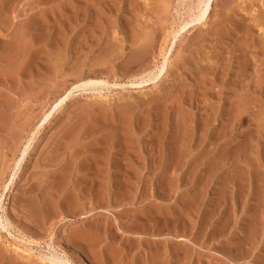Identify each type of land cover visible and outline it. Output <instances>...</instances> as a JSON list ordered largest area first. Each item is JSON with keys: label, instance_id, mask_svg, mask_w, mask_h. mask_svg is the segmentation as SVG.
Returning <instances> with one entry per match:
<instances>
[{"label": "rangeland", "instance_id": "374dc122", "mask_svg": "<svg viewBox=\"0 0 264 264\" xmlns=\"http://www.w3.org/2000/svg\"><path fill=\"white\" fill-rule=\"evenodd\" d=\"M198 1L173 0L164 12L162 0H0V232L11 243L24 234L46 260L67 259L60 238L91 228V248L78 247L94 264H264V0H216L206 24L175 38ZM88 74L112 86L75 90L39 129ZM154 84L165 94L135 93ZM245 100L248 113L238 109ZM55 200L58 214L41 223L38 211ZM13 261L43 264L0 240V264Z\"/></svg>", "mask_w": 264, "mask_h": 264}, {"label": "bare ground", "instance_id": "6f19581e", "mask_svg": "<svg viewBox=\"0 0 264 264\" xmlns=\"http://www.w3.org/2000/svg\"><path fill=\"white\" fill-rule=\"evenodd\" d=\"M165 1V2H164ZM171 0H162V4H160L161 3V1H160V7H161V5H162V9L164 10V9H166L167 10V5H168V3L169 4H172L173 2V0L170 2ZM200 1V0H199ZM198 1V2H199ZM215 1L216 0H202V1H200L199 2V4H197L198 6H197V9H198V11L196 12V14H195V16L193 17V18H191L190 20H188V21H185V22H183V24L182 25H180V27H179V30H177L176 31V33H175V31H173L174 33H175V35L173 34V36H175V38L178 36V34H180V33H182V32H184L185 30H187L189 27H191V26H193V28L194 27H196V26H199L200 24H203V22L204 21H206L205 22V24L208 22V19H209V15H211V12H212V10H213V6H214V3H215ZM227 2H228V0H227ZM229 3V2H228ZM231 4V3H230ZM224 5V4H223ZM225 5H226V7H227V3H225ZM238 5V4H237ZM252 5V4H251ZM236 6V5H235ZM254 6V5H253ZM253 6H251V9L253 8ZM170 7H171V5H170ZM229 7V6H228ZM237 7V6H236ZM239 7H240V5H239ZM259 7V6H258ZM225 7H223V10H225L224 9ZM233 8H235V7H233ZM262 8V7H261ZM241 9H243V8H241ZM246 8H244V10H245ZM256 9V8H255ZM166 10H164V12L166 11ZM230 11H231V9H229ZM232 10H234V9H232ZM237 10V9H236ZM247 10H250V9H248L247 8ZM246 10V11H247ZM253 10V9H252ZM261 10V9H260ZM242 11V10H241ZM256 11H258V10H256ZM255 11V12H256ZM262 11V10H261ZM235 12V11H234ZM255 12H253V13H255ZM233 13V12H232ZM260 13V12H259ZM259 13H257L256 15L257 16H259L258 14ZM262 14V13H261ZM260 14V15H261ZM253 15V14H252ZM230 16V15H229ZM236 17V16H235ZM254 17H256V16H253V18ZM261 17V16H260ZM230 18H232V17H230ZM252 18V19H253ZM234 19V18H233ZM243 20V19H242ZM257 20V19H256ZM235 21H236V19H235ZM234 21V22H235ZM247 21V20H246ZM253 22H251V24H253L254 22H255V20H252ZM259 21V20H258ZM231 22V21H230ZM259 22H261V21H259ZM258 22V23H259ZM260 25H262L261 23H259ZM259 24L257 25V26H259ZM249 25V24H248ZM255 25V24H254ZM202 26H204V25H202ZM241 26V25H240ZM250 26H252V25H250ZM257 26H256V28H257ZM243 27V26H242ZM242 27H241V29H242ZM246 27V26H245ZM248 27V26H247ZM255 27V26H254ZM254 27H249V32H252V35H254ZM202 28V27H201ZM258 29H259V27H258ZM263 29V28H262ZM65 30V29H64ZM143 31V30H142ZM141 31V32H142ZM220 31V30H219ZM246 31H248V30H246ZM66 32V31H65ZM64 32V33H65ZM244 32V31H243ZM69 33H70V31H69ZM71 33H72V31H71ZM199 33V32H198ZM248 33V32H247ZM61 34V33H60ZM136 34V33H135ZM140 34V33H139ZM139 34L137 35V36H139ZM142 34H144V31H143V33ZM149 34V33H148ZM150 34H152V33H150ZM56 35V34H55ZM246 35H248V34H246ZM141 36V35H140ZM144 36V35H143ZM148 36V35H147ZM150 36V35H149ZM154 36V35H153ZM153 36H152V38H153ZM260 36V35H259ZM258 36V37H259ZM199 37V36H198ZM204 36H202V38H203ZM249 37V36H248ZM257 37V38H258ZM140 38H142V36L140 37ZM144 38V37H143ZM155 38V37H154ZM154 38H153V40H154ZM149 39H151L150 37H149ZM197 39V38H196ZM132 40V39H131ZM137 41H138V39H136ZM146 40V39H145ZM134 41V40H133ZM136 41V42H137ZM148 41V40H147ZM198 41V40H197ZM197 41H195V42H197ZM200 41V40H199ZM198 41V42H199ZM203 41V40H202ZM262 41V40H261ZM150 42H152V41H150ZM194 42V43H195ZM259 42L260 41H258V44H259ZM262 42H264V41H262ZM149 43V42H148ZM65 44H67V43H65ZM152 44V43H151ZM196 44V43H195ZM140 45V44H139ZM141 45H143L144 46V44L143 43H141ZM133 46V45H132ZM136 46V45H135ZM150 46V45H149ZM259 46V45H258ZM258 48V47H257ZM263 48V47H262ZM142 49V48H141ZM140 49V50H141ZM147 49V48H146ZM264 49V48H263ZM148 50H150V49H148ZM258 50V49H257ZM261 50V49H260ZM147 51V50H146ZM263 51V50H262ZM115 52V51H114ZM114 52H113V54H114ZM145 52V51H144ZM146 53V52H145ZM112 54V55H113ZM258 54V53H257ZM263 55V54H262ZM261 55V56H262ZM258 56H260V55H258ZM264 56V55H263ZM106 59V58H105ZM200 59V58H199ZM107 61H108V59H106ZM206 60V59H205ZM106 61V62H107ZM200 61V60H199ZM203 61V60H202ZM264 61V60H263ZM262 61V62H263ZM105 62V63H106ZM261 62V61H260ZM57 63V62H56ZM59 63H57L56 65H58ZM168 64H169V61H168V59H167V57H166V59H165V61H164V63H163V65H162V67H160L159 69H158V71L154 74V76H153V79H151V81L150 82H152V81H156L157 79H159L163 74H164V72L166 71V69H167V66H168ZM227 64H230V63H227ZM260 64V63H259ZM263 66V65H262ZM227 68H228V66H226ZM54 68V67H53ZM204 68V67H203ZM225 68V67H224ZM258 68V67H257ZM261 68V67H260ZM55 69V68H54ZM213 69V68H212ZM220 69V68H219ZM206 71H207V69H205ZM209 70V69H208ZM215 70V69H214ZM214 70H212L213 72H214ZM257 70H259V69H257ZM224 71V70H223ZM226 71V70H225ZM224 71V72H225ZM222 72V71H221ZM261 72V71H260ZM201 73V72H200ZM206 73V72H205ZM92 74V73H91ZM91 74H88V77H87V75H86V79H84V80H79L75 85H73V86H71L70 88H68V90L62 95V96H60L59 98H57L54 102H53V104L52 105H50V107L48 108V110H46L45 111V113H44V115H43V117H42V125H40V127H39V129H42V128H44L45 126V124L47 125V124H50L49 126H51L52 125V120L53 119H55V118H57L62 112H63V106L65 105V103L67 102V100L70 98V96L73 94V92L75 91V90H78V89H81V88H85V87H88V86H90V85H96V86H98L99 84H102V85H104V86H106V87H108V89H109V87H111L112 85H111V83L109 82V81H106V80H98V78L97 79H93V77L92 78H90L89 77V75L91 76ZM204 74V73H203ZM209 74V73H208ZM220 74V73H219ZM225 74V73H224ZM242 74V73H241ZM72 75V74H71ZM207 75V74H206ZM243 75V74H242ZM245 75V74H244ZM258 75H259V73H258ZM69 76V75H68ZM213 76V75H212ZM226 76V75H225ZM241 76V75H240ZM247 76V75H246ZM80 77H82L81 75H80ZM94 77H97V76H94ZM99 77V76H98ZM206 77V76H205ZM220 77V76H219ZM218 77V78H219ZM245 77V76H244ZM255 77V76H254ZM253 77V78H254ZM199 78V77H198ZM198 78H197V80H198ZM203 78V77H202ZM202 78H201V81H202ZM217 78V77H216ZM221 78H223V77H221ZM241 78V80H242V77H240ZM78 79H80L79 77H78ZM220 79V78H219ZM251 79H252V77H251ZM217 80V79H216ZM223 80V79H222ZM237 80V79H236ZM246 81H247V79H245ZM218 81V80H217ZM228 81H230V79L228 80ZM227 81V82H228ZM260 81V80H259ZM258 81V82H259ZM203 82V81H202ZM205 82V81H204ZM215 82V81H214ZM214 82H213V84H214ZM219 82V81H218ZM237 82V81H236ZM243 82V81H242ZM206 83H209V82H206ZM205 83V84H206ZM221 83V81L219 82V84ZM253 83V82H252ZM257 83V82H256ZM260 83V82H259ZM74 84V83H73ZM145 84V82H142V83H140V84H138L139 86H141V85H144ZM201 84V83H200ZM210 84V83H209ZM133 85H136V84H133ZM155 86H154V88L152 89V90H149V89H147V90H145V89H142V90H139V91H137V92H135L136 94H138V95H140V98L141 97H159V96H161L162 94H165V92H164V90H159L157 87H158V85H156V84H154ZM202 85V84H201ZM200 85V86H201ZM237 85V84H236ZM245 85V84H244ZM249 85V84H248ZM255 85V84H254ZM258 85V84H257ZM263 85V84H262ZM114 86V85H113ZM204 86V85H203ZM208 86V85H207ZM219 86V85H218ZM222 86H223V82H222ZM242 86V85H241ZM240 86V87H241ZM198 87V86H197ZM196 87V88H197ZM206 87V86H205ZM204 87V88H205ZM216 87V86H215ZM244 87V86H243ZM263 87V86H262ZM214 88V87H213ZM242 88V87H241ZM247 88H248V86H247ZM57 89V88H56ZM60 89V88H59ZM58 89V90H59ZM65 89V86H64V88H63V90ZM202 89V88H201ZM210 89V88H209ZM221 89V88H220ZM250 89H252L251 87H250ZM259 89V88H258ZM54 90V89H53ZM62 90V91H63ZM254 90V88L252 89V91ZM61 91V92H62ZM192 91V90H191ZM195 91H196V89H195ZM208 91V90H207ZM259 91V90H258ZM59 92V91H58ZM193 92V91H192ZM199 92H202V91H199ZM220 92V91H219ZM245 92V91H244ZM247 92H248V90H247ZM251 92V91H250ZM262 92V91H261ZM57 93V92H56ZM198 93V92H197ZM207 93V92H206ZM205 93V94H206ZM211 93H212V91H211ZM210 93V94H211ZM221 93V92H220ZM238 93V92H237ZM243 93V92H242ZM241 93V94H242ZM249 93V92H248ZM260 93V92H259ZM191 95H192V93H190ZM200 94V93H199ZM201 94H204V93H201ZM209 94V93H208ZM219 94V93H218ZM245 94V93H244ZM58 95V94H57ZM96 96L93 98V99H95V100H102V99H104V96H103V93H102V91L101 92H98L97 94H95ZM220 95V94H219ZM233 95H235V94H233ZM256 95V94H255ZM264 95V94H263ZM262 95V96H263ZM238 96V95H237ZM241 96V95H240ZM258 96V95H257ZM188 97V96H187ZM189 98V97H188ZM245 98V97H244ZM250 98H251V96H250ZM55 99V98H54ZM191 99V102H192V98H190ZM127 100V99H126ZM194 100V99H193ZM197 100V99H196ZM240 100H242L241 98H240ZM244 100V99H243ZM112 101V99H111V97H106L105 98V102H111ZM202 101V100H201ZM200 101V102H201ZM238 101V100H237ZM237 101H236V103H237ZM199 102V103H200ZM243 102V101H242ZM249 102V101H248ZM197 103V102H196ZM254 103V102H253ZM257 103V102H256ZM182 104V103H181ZM187 104H188V102H187ZM195 104V103H194ZM238 104V103H237ZM182 106H184V105H182ZM199 106V105H198ZM203 106V105H202ZM201 106V107H202ZM232 106V105H231ZM252 106V105H251ZM205 107V106H204ZM203 107V108H204ZM239 108V110H241V112H245V110H246V112L248 113V111H247V108L249 109V107H250V104L249 103H247L246 102V100L244 101V103H241V104H239V106H238ZM235 108V107H234ZM239 110H238V112H239ZM251 111V110H250ZM231 112H233V110L231 111ZM235 113H237V111L235 112ZM251 113V112H250ZM242 115H243V113H241ZM241 114H239L238 113V115H237V118H238V116H239V118H241L240 116H241ZM205 115V114H204ZM209 115V114H208ZM213 115V114H212ZM212 115H210V116H212ZM231 115H233V117H234V113H232ZM244 115H245V113H244ZM247 115V114H246ZM216 116V115H215ZM228 116H229V114H228ZM236 116V115H235ZM202 117V116H201ZM207 117V116H206ZM214 117V116H213ZM218 117V116H217ZM243 117V116H242ZM212 118V117H211ZM236 118V119H237ZM245 118V117H244ZM213 119V118H212ZM223 119V118H222ZM249 119V118H248ZM215 120V119H214ZM220 120H221V118H220ZM232 120V119H231ZM222 121V120H221ZM233 121V120H232ZM240 121V120H239ZM244 121V120H243ZM207 122V121H206ZM206 122H204V123H206ZM218 122V121H217ZM228 122V121H227ZM236 122V121H235ZM240 122H242V121H240ZM239 122V123H240ZM208 123V122H207ZM234 123V122H233ZM209 124V123H208ZM232 124V123H231ZM241 124V123H240ZM226 125V124H225ZM228 125V124H227ZM215 126V125H214ZM224 126V125H223ZM203 127H205V126H203ZM225 127V126H224ZM221 128H223V127H221ZM233 128V127H232ZM39 129H38V131H39ZM207 129V128H206ZM213 129V128H212ZM198 130V129H197ZM221 130V129H220ZM207 130H205V132H206ZM212 131V130H211ZM213 131H215V128H214V130ZM222 131V130H221ZM225 131H226V127H225ZM223 132H224V130H223ZM230 132V131H229ZM198 133V132H197ZM226 133V132H225ZM199 134V133H198ZM197 134V135H198ZM217 134V133H216ZM228 134V133H227ZM81 135V134H80ZM214 135H215V133H214ZM217 135H219V132H218V134ZM216 135V136H217ZM204 136H206V135H204ZM215 136V137H216ZM221 136H223V134L221 133L220 135H219V137H221ZM225 136V135H224ZM228 136V135H227ZM77 137V136H76ZM82 137V136H81ZM191 137H192V135H191ZM209 137H210V135H209ZM215 137H213L212 136V134H211V137L209 138V139H207V141L206 142H209L210 144H211V142L210 141H208V140H210V139H214ZM197 138V137H196ZM198 138H200V137H198ZM197 138V139H198ZM72 139V138H71ZM80 139V138H79ZM202 139V138H201ZM203 139H204V141H205V138L203 137ZM186 140V139H185ZM191 140V139H190ZM216 140V139H215ZM219 140V139H218ZM199 141H200V139H199ZM74 142V141H73ZM186 142V141H185ZM201 142H202V140H201ZM213 142V141H212ZM78 143V142H77ZM188 143V142H187ZM190 143V142H189ZM208 143V144H209ZM69 144V143H68ZM103 144V143H102ZM101 144V145H102ZM205 144V143H204ZM207 144V145H208ZM66 145V144H65ZM71 145V144H70ZM69 145V147H71ZM199 145V144H198ZM201 145V144H200ZM206 145V146H207ZM213 145V144H212ZM68 146V145H67ZM73 146V145H72ZM85 146V145H84ZM77 147V146H76ZM83 147V146H82ZM95 147V146H94ZM98 147H100V145L98 146ZM102 147H103V145H102ZM106 147V146H105ZM104 147V148H105ZM203 147H204V145H203ZM73 148H75V147H73ZM80 148V147H79ZM89 148V147H88ZM206 148H208V147H206ZM248 148V147H247ZM30 149V146L28 145L27 147H26V149L23 151V153H22V156H21V158H20V160L18 161V163H17V165H16V167H18V166H20V164H22L24 161H25V159H26V156L28 155V150ZM77 149V148H76ZM97 149V148H96ZM203 149V148H202ZM71 150V149H70ZM78 150H80V149H78ZM85 150V149H84ZM102 150V149H101ZM100 150V151H101ZM86 151H88V149L86 150ZM85 151V152H86ZM246 151V150H245ZM63 152V154H64V151H62ZM71 152V151H70ZM74 152H76L75 151V149H74ZM73 152V153H74ZM82 152V151H81ZM89 153V152H88ZM101 153V152H100ZM108 153V152H107ZM110 153V152H109ZM81 154H83V153H81ZM94 154V153H93ZM197 154V153H196ZM195 154V156L194 157H196L197 155ZM203 154V153H202ZM231 154V153H230ZM233 154V153H232ZM59 155H61V153L59 154ZM65 155V154H64ZM89 155H90V153H89ZM200 155V154H199ZM229 155V154H228ZM249 155V154H248ZM247 155V156H248ZM56 156V155H55ZM79 156V155H78ZM100 156V155H99ZM103 156V155H102ZM54 157V156H53ZM63 157V156H62ZM80 157H82V156H80ZM104 157V156H103ZM198 157H200V156H198ZM223 157V156H222ZM232 157V156H231ZM59 158V157H58ZM99 157H97V158H95V159H98ZM102 158V157H101ZM229 158V157H228ZM233 158V157H232ZM248 158V157H247ZM51 159V158H50ZM60 159V158H59ZM64 159V158H63ZM62 159V160H63ZM68 159V158H67ZM103 159V158H102ZM110 159V158H109ZM230 159V158H229ZM51 160H53V159H51ZM72 160V159H71ZM80 160V159H79ZM83 160V159H82ZM86 160V159H85ZM92 160H93V158H92ZM100 160V159H99ZM231 160V159H230ZM70 161V160H69ZM68 160H67V162L65 163V165H63V166H65V169L67 170V168L69 167V166H71L70 165V163H71V161L69 162ZM103 161V160H102ZM219 161V160H218ZM246 161H248V159L246 160ZM60 162H61V160H60ZM60 162H53V161H51V166L53 165V166H57V165H59V163ZM74 162V161H73ZM79 162H82L81 160L79 161ZM78 162V163H79ZM96 162V161H95ZM111 162V161H110ZM137 162V161H136ZM190 162V161H189ZM194 162V161H193ZM220 162V161H219ZM84 163H85V161H84ZM88 163V162H87ZM87 163H85V164H87ZM90 163V162H89ZM107 163V162H106ZM80 164V163H79ZM84 164V166H86ZM94 164H96V163H94ZM140 164V163H139ZM250 164V163H249ZM93 165V164H92ZM106 165V164H105ZM48 166V165H47ZM50 166V167H51ZM62 166V167H63ZM95 166V165H94ZM98 166V165H97ZM109 166H110V164H109ZM249 166H251V164L249 165ZM79 166H77L76 168H78ZM83 166H82V164L80 165V169H85V167L84 168H82ZM89 167V166H88ZM105 167H108L107 165L105 166ZM216 167V166H215ZM236 167V166H235ZM54 168V167H53ZM72 168H74V170H72L74 173H75V165L74 166H72ZM96 168V167H95ZM101 168V167H100ZM138 168V167H137ZM234 168V167H233ZM238 168V167H237ZM63 169V168H62ZM80 169L78 168L77 169V171L79 170V172H76V173H79V177H78V179H77V181H79L81 178H80V174H81V172H80ZM91 169V168H90ZM89 169V170H90ZM93 169V168H92ZM219 169V168H218ZM213 170V169H212ZM216 170V169H215ZM214 170V171H215ZM64 171V170H63ZM82 171V170H81ZM100 170H98V172H99ZM137 171V170H136ZM219 171V170H218ZM217 171V172H218ZM233 171H236V169L234 168L233 169ZM72 172V173H73ZM90 172H91V170H90ZM133 172V171H132ZM239 172V171H238ZM56 173V172H55ZM214 173H216V172H214ZM51 174H52V172H51ZM57 175H58V173H56ZM56 174H54V175H56ZM60 174V173H59ZM63 174V173H62ZM86 174H87V171H86ZM100 174H101V172H100ZM73 175V174H72ZM71 175V176H72ZM88 175H89V173H88ZM105 175V174H104ZM111 175V174H110ZM109 175V176H110ZM60 176H61V174H60ZM63 176V175H62ZM61 176V177H62ZM66 176V175H65ZM77 176V175H76ZM83 176V175H82ZM107 176V175H106ZM15 177H16V175L15 176H13V181H14V179H15ZM54 177V176H53ZM59 177V176H58ZM58 177H56V178H58ZM56 178H54V179H56ZM60 178V177H59ZM77 178V177H76ZM84 178V177H83ZM82 178V179H83ZM69 179V178H68ZM108 179V178H107ZM60 180V179H59ZM74 180V178L72 179V181ZM85 180V179H84ZM134 180V179H133ZM136 180V179H135ZM56 181V180H55ZM67 181V180H66ZM76 181V182H77ZM137 181H139V180H137ZM69 182H71V181H68V184H69ZM12 183V182H11ZM136 183V181L134 182V184ZM60 184H61V182H60ZM81 184V183H80ZM86 184V183H85ZM133 184V185H134ZM64 185V184H63ZM132 185V184H131ZM12 186H13V184H12ZM59 186V185H58ZM62 186V185H61ZM66 187H68V186H66ZM119 187V186H118ZM124 187V186H123ZM5 188H7V187H5ZM74 188V187H73ZM120 188V187H119ZM122 188V187H121ZM59 189V188H58ZM63 189V188H62ZM71 189V188H70ZM78 189V188H77ZM76 189V190H77ZM64 190H65V187H64ZM79 190V189H78ZM71 192V191H70ZM75 192V191H74ZM77 193V192H76ZM71 194H72V192H71ZM81 194V193H80ZM50 197V196H49ZM71 197H73V196H71ZM89 197V196H88ZM91 197V196H90ZM105 197V196H104ZM69 198V197H68ZM67 198V199H68ZM86 198V197H85ZM102 198V197H101ZM116 198H117V196H116ZM120 198H121V200H122V196H120ZM50 199V198H49ZM76 199H79V198H77L76 197ZM80 199H81V196H80ZM51 200H54V198L53 199H51ZM92 200V199H91ZM99 200H100V197H99ZM125 200V199H124ZM66 201V200H65ZM76 201H79V200H76ZM86 201V200H85ZM101 201V200H100ZM48 202V201H47ZM67 202V201H66ZM71 202V201H70ZM75 202V201H74ZM92 202V201H91ZM102 202H104L103 201V199H102ZM118 202V201H117ZM119 202H120V204H123V201H120L119 200ZM125 202V201H124ZM83 203V202H82ZM87 203V202H86ZM68 204V203H67ZM75 204H77L78 206H80L79 204H78V202L77 203H75ZM102 204V203H101ZM105 204V203H104ZM44 205H45V203H44ZM43 205V207H46L47 205H45L44 206ZM83 205H84V203H83ZM87 205V204H86ZM90 205V204H89ZM93 205H95V204H93ZM61 206V205H60ZM92 206V205H91ZM99 206H101V205H99ZM104 206V205H103ZM35 207H37V205H35L34 206V208ZM40 207V206H39ZM42 207V208H43ZM82 207V206H81ZM86 207V206H85ZM85 207L83 206V208L85 209ZM87 207H89V206H87ZM102 207V206H101ZM100 207V208H101ZM47 208V210H46V213H44L42 210L40 211V212H43V213H39V211H38V213L40 214H38L37 213V215L38 216H40V218L41 219H39V221L40 220H42V222L41 223H45V221H47L49 218H50V216L53 214V213H55L56 214V212H57V214H58V202L55 200V201H52V204H50V206H49V204H48V207H46ZM71 208H72V206H71ZM75 208V210L77 209L76 207H74ZM82 208V209H83ZM90 208V211L88 210V212L86 213L85 212V214H89V216H90V214H93L94 213V211H95V207L93 206V207H89ZM99 208V207H98ZM105 208V207H104ZM108 208V207H107ZM39 209V208H38ZM37 209V210H38ZM81 209V210H82ZM83 209V210H84ZM33 210V209H32ZM70 210V209H69ZM80 210V211H81ZM52 213V214H51ZM82 213V212H81ZM80 213V214H81ZM84 213V212H83ZM34 215V214H33ZM78 215V214H77ZM38 216H37V219H38ZM75 217V216H74ZM89 219V218H88ZM102 219L104 220V218L102 217ZM36 221V220H35ZM88 221V220H87ZM9 222V224H8V226L9 225H11L12 226V222H11V220L10 221H8ZM37 222V221H36ZM103 223V222H102ZM104 223H105V220H104ZM86 224H88V223H86ZM85 224V225H86ZM95 224V223H94ZM104 225V224H103ZM43 226V225H42ZM89 226H91V225H88V227ZM99 226V225H98ZM40 227V226H39ZM81 228V227H80ZM86 228V227H85ZM99 228V227H98ZM90 229V230H89ZM87 228V229H81L80 231H78V232H76V234H74V235H72L73 237L71 238V240H68V239H64V237H62V238H60V240H59V243H58V246H59V248L62 250V253L66 256V258L67 259H62V258H58L57 256H55V258H50V260H46L47 258H46V256H42L41 254H36V252L35 251H33L34 250V245H38L39 243L36 241V240H34L33 238H29V237H27L26 235H24V234H20L21 236L20 237H18L17 239L19 240V242H20V244H13V243H11L1 232H0V240L1 241H6V243L8 244V246H10V247H12L13 249H14V252H16L18 255H20V256H22V257H24L25 259H27V260H30V261H39V262H42L43 264H46V263H48V262H50L51 264H76L77 262L79 263V264H94L91 260H89V258H87V256H85V254L84 253H81V249L78 247L79 245L80 246H82V247H84V248H91V247H89L90 245H92L91 244V242L93 241V240H95L94 239V235H95V233H94V235H92L93 233L91 232V228ZM92 229H94V228H92ZM96 229V228H95ZM3 230V229H2ZM78 230V229H77ZM94 232V231H93ZM21 233V232H20ZM73 234V233H72ZM11 235V234H10ZM32 235V234H31ZM99 235V234H98ZM158 235V234H157ZM11 236H13V234L11 235ZM97 236V235H96ZM33 237H34V235H33ZM70 237H71V235H70ZM183 237V236H182ZM13 238V237H12ZM17 242V241H16ZM82 250H84V249H82ZM10 258H12V257H10ZM9 258V259H10ZM2 259H3V257H2ZM14 260V259H13ZM16 261V260H15ZM15 261H13V262H11V264H18V263H16Z\"/></svg>", "mask_w": 264, "mask_h": 264}]
</instances>
